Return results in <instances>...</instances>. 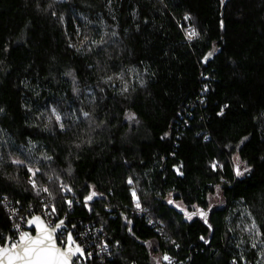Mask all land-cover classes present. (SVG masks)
<instances>
[{
	"label": "trees",
	"instance_id": "trees-1",
	"mask_svg": "<svg viewBox=\"0 0 264 264\" xmlns=\"http://www.w3.org/2000/svg\"><path fill=\"white\" fill-rule=\"evenodd\" d=\"M0 109V245L44 204L92 264H264V0H0Z\"/></svg>",
	"mask_w": 264,
	"mask_h": 264
},
{
	"label": "snow or ice",
	"instance_id": "snow-or-ice-1",
	"mask_svg": "<svg viewBox=\"0 0 264 264\" xmlns=\"http://www.w3.org/2000/svg\"><path fill=\"white\" fill-rule=\"evenodd\" d=\"M221 2L223 3V0H221ZM53 15H55V13H53ZM185 19L187 20L189 19V17L185 16ZM196 35V31L192 29L187 33L186 38L191 40ZM69 46L72 47L73 45L70 44ZM205 59H207V57ZM66 74L69 76L72 75L71 72ZM108 79L111 80L112 78L109 77ZM74 91H76L75 88ZM124 91H127L126 87ZM224 107H227V105H225ZM2 111L3 109H0V112ZM222 114L223 108L221 109L220 113H218V115ZM53 115L56 116V120L57 122H59L60 116L56 114L55 110H53ZM84 115L87 117L88 113L85 112ZM127 115L129 119H135V116L133 114ZM60 127L61 129H63L62 124L60 125ZM47 159H50V157H47ZM12 162L14 164L23 163L22 161L18 160H13ZM211 167L215 170L217 168V163L215 161L212 162ZM234 170L237 176L242 175L238 166ZM28 171L31 174L29 177V183L31 184L33 189L37 190V195H39L40 191L48 192L47 188H40L37 185L36 180L34 179L36 173L39 172V169L29 168ZM245 171H248V169L246 168ZM177 172L179 174V169H177ZM132 183V179L129 178L128 184L132 185ZM68 190L71 191V189ZM219 192L220 188L219 186H217V194H219ZM96 195L97 193L95 191H92L84 197L85 207L88 206L87 202L91 201ZM131 195L135 207L137 209H140L141 205L137 197L135 188L131 189ZM67 203L69 204V207H71L72 201H67ZM168 203L177 207L178 210L184 214L186 219L191 220L194 216L199 215L204 223L208 224L207 213L197 205H192V208L195 209V211L190 212L184 206L176 204V202L171 198L168 199ZM56 211L57 209L53 207L52 212L55 213ZM125 219L126 224L131 225L132 222L130 220H127V218ZM64 223L65 222L63 220H53L49 221L46 225L40 216H32L28 220V225L35 227V237L29 235V233L26 231L19 232V240L15 243L10 242L11 237H5L4 239L9 241V243L0 245V264H70V261L72 262V264H75V262L72 261V257L77 255H84L85 250L79 243H77L76 240H74L73 233L69 232L67 234L66 240L64 239L62 232L58 233L57 230H61L64 226ZM149 223H151V221H149ZM14 227L19 231V225H14ZM73 227H75V225H73ZM210 227L211 226L209 225V228ZM250 227L255 228V224L253 223V225H251ZM129 231L131 233V229H129ZM54 233H57L55 239L53 238ZM201 239L203 240L204 238L201 237ZM57 241L61 243V247L56 246ZM204 242L208 243V241L206 240ZM176 247H179V245H176ZM163 260L166 261L167 264H171V258L167 254L163 256ZM157 264H159L158 261ZM233 264H235V261H233Z\"/></svg>",
	"mask_w": 264,
	"mask_h": 264
},
{
	"label": "built area",
	"instance_id": "built-area-1",
	"mask_svg": "<svg viewBox=\"0 0 264 264\" xmlns=\"http://www.w3.org/2000/svg\"><path fill=\"white\" fill-rule=\"evenodd\" d=\"M7 207H8L7 209H8L10 221L13 223V227H12L13 237L10 241L11 243H15L19 239V232L25 231L26 223L32 216H40L46 225L48 224L49 221L54 220V218L52 217V214L50 213V211L47 209V207L44 204L41 205L40 209L37 210V212L32 211L29 214H25V213L16 214V212L12 208H10L9 205H7ZM14 225H19V231L14 227ZM61 232L63 233L65 240L69 232L73 233L74 240L77 239V243H79L82 246V248L85 250V254L81 258L76 257L74 259L75 264H88V263L92 264V257L94 256L96 250H98V254H101V255L104 254L103 249H100L99 246L96 248L91 247L92 244L96 243L97 241L87 243L86 242L87 238H85L87 234L79 232L76 226L75 227L71 226L69 229L66 228L65 230ZM93 232H94L93 234L96 235L100 231L96 229ZM57 243H58L57 245H59L60 247L62 246L59 241H57Z\"/></svg>",
	"mask_w": 264,
	"mask_h": 264
},
{
	"label": "water",
	"instance_id": "water-1",
	"mask_svg": "<svg viewBox=\"0 0 264 264\" xmlns=\"http://www.w3.org/2000/svg\"><path fill=\"white\" fill-rule=\"evenodd\" d=\"M42 219V218H41ZM64 221V220H63ZM65 223H64V226H63V228L61 229V230H57L58 231V233L59 232H61V231H63V230H65L66 229V221H64ZM26 232H28L29 233V235H31V236H33V237H35V235H36V230H35V227L34 226H29L28 225V222L26 223ZM56 235H57V233H54V239L56 238ZM19 240V239H18ZM17 240V241H18ZM9 243V241H6V243L5 244H8ZM58 244V243H57ZM57 247H60L59 245H56ZM83 256V255H82ZM81 255H77V256H73L72 257V261H74V259L76 258V257H82ZM70 264H72V262L70 261Z\"/></svg>",
	"mask_w": 264,
	"mask_h": 264
},
{
	"label": "rangeland",
	"instance_id": "rangeland-1",
	"mask_svg": "<svg viewBox=\"0 0 264 264\" xmlns=\"http://www.w3.org/2000/svg\"><path fill=\"white\" fill-rule=\"evenodd\" d=\"M231 162H232V165H233L232 168L235 169V168L238 166L240 172L242 173V175L246 172V171H245V169H246L245 164L241 162V160L238 158L237 155H234V156H233ZM217 196H218V194L212 198V201H214L213 203H216V201H217ZM176 204H179V203H176ZM179 205H180V204H179ZM188 211H191V210H188Z\"/></svg>",
	"mask_w": 264,
	"mask_h": 264
}]
</instances>
